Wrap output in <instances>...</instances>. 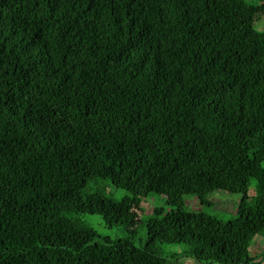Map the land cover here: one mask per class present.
<instances>
[{
    "label": "trees",
    "instance_id": "trees-1",
    "mask_svg": "<svg viewBox=\"0 0 264 264\" xmlns=\"http://www.w3.org/2000/svg\"><path fill=\"white\" fill-rule=\"evenodd\" d=\"M259 17L250 0H0V264H263ZM218 190L235 218L186 208Z\"/></svg>",
    "mask_w": 264,
    "mask_h": 264
},
{
    "label": "rangeland",
    "instance_id": "rangeland-1",
    "mask_svg": "<svg viewBox=\"0 0 264 264\" xmlns=\"http://www.w3.org/2000/svg\"><path fill=\"white\" fill-rule=\"evenodd\" d=\"M254 3H261L264 0H250ZM255 28L259 31H264V17H259L255 22ZM90 188V185L86 189ZM109 186L106 192H109L111 189ZM113 192V198L116 200L121 199L125 192L123 190L115 189ZM257 184L256 182L252 181L249 187L248 195L249 197H253L254 195L257 196ZM210 200L212 201L213 205L211 208L203 209L197 199L192 197H186L185 205L188 210L191 211H200L203 210L204 212H208L209 214L215 216L218 219L227 221L235 218L236 216V204L240 199V195L238 194H230L224 191H215L209 196ZM164 198L161 197H147L141 204V208H139V215L140 219L144 220L147 214L151 213V210L154 206L163 205ZM81 219L86 222L87 224L91 225L93 229L97 232V234L101 237H109L110 239H116L118 236H121L122 233L115 228H107L103 224L102 220L98 215H88L83 214L81 215ZM145 237V229L144 226H139L138 229V238L143 239ZM139 245V244H138ZM167 250L178 251V246H165ZM264 250V238L257 237L253 243V246L249 249V252L253 255L259 254ZM182 264H198L193 260L183 259L181 260ZM264 264V263H263Z\"/></svg>",
    "mask_w": 264,
    "mask_h": 264
}]
</instances>
